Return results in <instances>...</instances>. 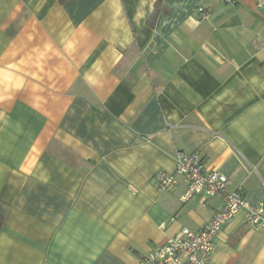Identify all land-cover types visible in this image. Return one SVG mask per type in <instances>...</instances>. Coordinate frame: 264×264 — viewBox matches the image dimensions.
Segmentation results:
<instances>
[{
  "label": "crops",
  "instance_id": "0c3cea01",
  "mask_svg": "<svg viewBox=\"0 0 264 264\" xmlns=\"http://www.w3.org/2000/svg\"><path fill=\"white\" fill-rule=\"evenodd\" d=\"M157 3L0 0V264H140L202 229L220 195L156 185L179 153L264 202V8ZM211 264H264V229L240 212Z\"/></svg>",
  "mask_w": 264,
  "mask_h": 264
},
{
  "label": "built area",
  "instance_id": "2783aa9c",
  "mask_svg": "<svg viewBox=\"0 0 264 264\" xmlns=\"http://www.w3.org/2000/svg\"><path fill=\"white\" fill-rule=\"evenodd\" d=\"M227 4L234 0H225ZM260 9L264 0H256ZM201 23L210 17L209 11L200 8ZM174 174L159 173L155 180L159 190L168 191L177 185L178 176L187 179L188 189L181 197L183 202L196 195L206 199L220 195L223 199L222 209L214 218L198 231L182 228L169 238L164 245L159 244L144 258L140 264H211L215 241L221 229L240 212H245L247 223L255 228L264 229V202L252 205L245 200L240 190H228L231 180L220 171H208L197 153H179Z\"/></svg>",
  "mask_w": 264,
  "mask_h": 264
},
{
  "label": "trees",
  "instance_id": "16d2710c",
  "mask_svg": "<svg viewBox=\"0 0 264 264\" xmlns=\"http://www.w3.org/2000/svg\"><path fill=\"white\" fill-rule=\"evenodd\" d=\"M160 2H161V0H158V3H160ZM157 11H158V9H157ZM2 224H3V217L0 215V227L2 226Z\"/></svg>",
  "mask_w": 264,
  "mask_h": 264
}]
</instances>
